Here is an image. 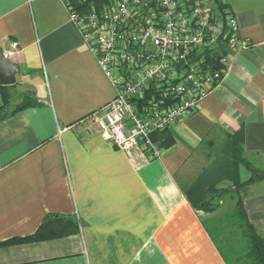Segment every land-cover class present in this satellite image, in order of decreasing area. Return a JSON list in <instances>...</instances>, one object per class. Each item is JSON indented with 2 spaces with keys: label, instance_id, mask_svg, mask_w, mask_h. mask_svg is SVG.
Here are the masks:
<instances>
[{
  "label": "crops",
  "instance_id": "crops-1",
  "mask_svg": "<svg viewBox=\"0 0 264 264\" xmlns=\"http://www.w3.org/2000/svg\"><path fill=\"white\" fill-rule=\"evenodd\" d=\"M224 2L251 45L227 53L221 83L168 132L171 147L132 159L88 120L115 89L68 3L0 0L4 53L35 69L0 83V106L4 94L10 111L29 103L0 122V243L34 234L49 213L76 221L63 236L0 245V264H228L206 224L228 210L199 206L209 187H232L234 138L264 171V0ZM239 196L264 240V179Z\"/></svg>",
  "mask_w": 264,
  "mask_h": 264
},
{
  "label": "built area",
  "instance_id": "built-area-1",
  "mask_svg": "<svg viewBox=\"0 0 264 264\" xmlns=\"http://www.w3.org/2000/svg\"><path fill=\"white\" fill-rule=\"evenodd\" d=\"M65 1L70 21L115 89L88 120L132 159L158 158L162 148L153 134L195 112L221 83L227 54L213 68L205 50L251 45L239 36L235 15H221L215 0H109L82 12Z\"/></svg>",
  "mask_w": 264,
  "mask_h": 264
},
{
  "label": "trees",
  "instance_id": "trees-1",
  "mask_svg": "<svg viewBox=\"0 0 264 264\" xmlns=\"http://www.w3.org/2000/svg\"><path fill=\"white\" fill-rule=\"evenodd\" d=\"M72 2L74 8L79 12H82L92 9L93 6L100 8L104 3L109 2V0H72ZM215 4L220 14L224 15L228 8V4H226L224 0H215ZM227 53L228 50L223 45H221L214 52L210 50L204 51L206 62L211 63L213 68L221 67L219 57L222 54ZM28 105L29 103L24 102L10 111V99L8 95L4 94V102L3 105L0 106V122ZM169 131H171V129L153 134L152 138L159 145V147L167 148L174 144L173 137L168 133ZM240 144L241 143L234 138V180L232 187H209L207 190L208 198L199 206V208L208 213L216 212L219 209L223 198L230 196V200L234 202L233 207L223 215L214 217L213 221L217 224L216 226L220 231V234L227 243L230 252L234 255L236 259L235 264H264V240L251 224L242 199L239 196L242 188L264 179V171L253 167L244 161ZM242 164L251 173L250 177L246 181H242L240 179L239 169ZM75 226L76 221L71 218L49 213L44 217L34 234L28 237L15 238L6 242H1L0 245L26 241L49 240L75 231ZM214 240L216 241V244L218 245L225 261L228 264H232V262L228 260L215 237Z\"/></svg>",
  "mask_w": 264,
  "mask_h": 264
},
{
  "label": "water",
  "instance_id": "water-1",
  "mask_svg": "<svg viewBox=\"0 0 264 264\" xmlns=\"http://www.w3.org/2000/svg\"><path fill=\"white\" fill-rule=\"evenodd\" d=\"M35 72V69L20 66L14 63L10 58H8L1 45H0V83L9 85L16 82V75H29Z\"/></svg>",
  "mask_w": 264,
  "mask_h": 264
},
{
  "label": "rangeland",
  "instance_id": "rangeland-1",
  "mask_svg": "<svg viewBox=\"0 0 264 264\" xmlns=\"http://www.w3.org/2000/svg\"><path fill=\"white\" fill-rule=\"evenodd\" d=\"M242 168H243V173L245 172L243 176L247 175L249 177L250 174H251L250 171H248L247 168L244 165H242ZM243 179H245V177H243ZM229 203H230V200L229 199L228 200L225 199V201L220 205V207L216 211V213H223V212L226 211V209L229 211L230 210ZM206 221H207L206 224H207L208 228L211 230L212 234L214 235L216 240L219 242V245L222 248V250L225 253V255L227 256L228 260H230L232 262V264H235L236 263V259H235L234 255L230 252L227 243L223 239V236L220 234V231L218 230V228L216 226L217 224H215L213 221H211L209 219H207Z\"/></svg>",
  "mask_w": 264,
  "mask_h": 264
},
{
  "label": "bare ground",
  "instance_id": "bare-ground-1",
  "mask_svg": "<svg viewBox=\"0 0 264 264\" xmlns=\"http://www.w3.org/2000/svg\"><path fill=\"white\" fill-rule=\"evenodd\" d=\"M227 10H228V8H227ZM229 11V10H228Z\"/></svg>",
  "mask_w": 264,
  "mask_h": 264
}]
</instances>
